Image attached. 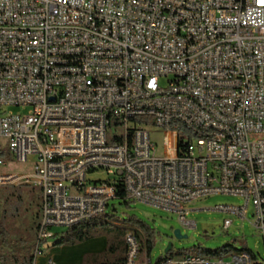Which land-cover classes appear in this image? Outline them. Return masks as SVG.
<instances>
[{
  "label": "built area",
  "instance_id": "obj_1",
  "mask_svg": "<svg viewBox=\"0 0 264 264\" xmlns=\"http://www.w3.org/2000/svg\"><path fill=\"white\" fill-rule=\"evenodd\" d=\"M19 105L30 113L5 110ZM53 113L85 114L88 126L46 123ZM176 113L193 128L177 125ZM205 123H222L223 132H205ZM151 129L162 133L161 156ZM100 139L110 147L98 148ZM1 145L32 170L0 173V185H30L39 196L25 264H56L44 252L53 228L103 214L118 188L189 228L192 200L239 196L242 205L213 210L243 220L251 205L264 242V0H0ZM98 169L110 177L87 179Z\"/></svg>",
  "mask_w": 264,
  "mask_h": 264
},
{
  "label": "rangeland",
  "instance_id": "obj_2",
  "mask_svg": "<svg viewBox=\"0 0 264 264\" xmlns=\"http://www.w3.org/2000/svg\"><path fill=\"white\" fill-rule=\"evenodd\" d=\"M159 83L164 86L167 84L165 78H162ZM5 110L9 114L27 115L30 113V107L21 105L8 106ZM150 137L155 144L153 155L161 156L162 133L157 129H151ZM0 151L3 153L1 159L5 162V165L0 168L1 174L20 175L31 172L32 167L30 164L17 161L10 154L7 146L1 145ZM243 203V198L225 194H215L206 199L203 198L191 202L188 205L189 211L186 219L194 222V227L192 228L184 226L175 213L139 201H131L129 206H127L118 199H112L106 212H110L112 210L111 206H113L115 217L122 226L134 228L137 226L136 222L141 221L154 229L155 245L150 253V264H154L159 257L165 255L164 249L169 241H172L174 251L182 249L186 251L193 246L215 249L228 244L238 250L243 248L249 250L258 257V262L264 264V242L250 222L252 219V206L249 205L246 218L243 220L236 215L213 210V207L218 204L237 206ZM38 205V192L33 186L0 185V226L3 225L7 229L11 240L14 241L20 238L25 240L23 248L9 245L4 248L5 251L16 248L15 252H13L14 254L27 257L33 254V247L30 249L29 244H32L34 240V227L38 221L39 213ZM224 219L232 220V224L227 229L222 227ZM68 229L66 227L53 228V232L57 233V235L60 233L66 234ZM174 229H179L182 235H186V238L175 239L172 236ZM54 240L55 237L48 240L50 245L45 248L44 252H48L56 264H93L92 254H98V252L103 250L83 253L82 258L86 257L85 261L78 259V257L63 259L56 254L57 248L61 246H57L55 249V245H52ZM93 247L94 244L92 243L85 246L87 249ZM184 253L181 255L174 254L173 258L180 260L186 256ZM191 255L195 256L196 253L192 251ZM230 257L228 255L224 259L229 260ZM41 261L42 259L40 258L39 262Z\"/></svg>",
  "mask_w": 264,
  "mask_h": 264
},
{
  "label": "trees",
  "instance_id": "obj_3",
  "mask_svg": "<svg viewBox=\"0 0 264 264\" xmlns=\"http://www.w3.org/2000/svg\"><path fill=\"white\" fill-rule=\"evenodd\" d=\"M2 154L3 153H1L0 151V156ZM116 194V199L124 202L125 205L129 206L131 201L125 198L124 192L121 188L117 189ZM111 209L112 210L110 212L105 211L103 214L93 219L86 220L75 226H72L68 229L66 234H56L54 236L55 240L52 245H55V247L75 246L94 238L105 237L106 245L102 252H98V254H92L93 264H150V253L155 245L154 229L142 223L141 221H137V226L134 228L122 226L119 220L115 217L114 207L111 206ZM36 227L37 223L34 227L35 234ZM129 236L133 238L137 250L136 259L133 263L129 262L130 244L127 240ZM24 242L25 240L21 238L14 241L11 240L10 234L7 229H5L3 225L0 226V263L25 264L31 261L32 255L27 257L13 253L15 252V249L18 248V246H20V248H23L25 244ZM33 243L29 244L30 249L33 247ZM9 245L16 246V248L5 251L4 248L8 247ZM192 251L196 253L195 256L209 258H224L228 255L232 256L236 253L244 252L243 254L249 255L250 264H262L258 262V257L249 250L244 248L238 250L228 244L215 249L193 246L191 249H188L186 251L184 249L174 251L172 246V248L168 252H166L165 255L159 257L154 264L165 263L168 259L178 260L173 258L174 254L181 255L185 252L184 254L186 256H189L191 255ZM185 257L180 259V261H183ZM82 259L83 261H85L86 257Z\"/></svg>",
  "mask_w": 264,
  "mask_h": 264
},
{
  "label": "bare ground",
  "instance_id": "obj_4",
  "mask_svg": "<svg viewBox=\"0 0 264 264\" xmlns=\"http://www.w3.org/2000/svg\"><path fill=\"white\" fill-rule=\"evenodd\" d=\"M177 125L184 129H192L193 121H190L183 116V113H176ZM46 123L49 124H60L61 126L68 127H86L88 126V118H86L85 114L81 113H53L46 115ZM31 130H39V123H31ZM205 132H223V124L222 123H205ZM110 147V139H100L98 141V148H106ZM106 161H115L114 153H106ZM104 177H110V170L108 169H98L97 171H89L87 172V179H99ZM212 196L211 193H203V197H199V199L207 198ZM194 199L192 202L199 200ZM97 216H91V218H83L76 222L67 223V228L75 226L83 221L93 219ZM136 250V246H135ZM238 254V253H236ZM194 258H203L200 256L189 255L186 256L183 261H180V264H193ZM170 262L168 259L165 263Z\"/></svg>",
  "mask_w": 264,
  "mask_h": 264
},
{
  "label": "crops",
  "instance_id": "obj_5",
  "mask_svg": "<svg viewBox=\"0 0 264 264\" xmlns=\"http://www.w3.org/2000/svg\"><path fill=\"white\" fill-rule=\"evenodd\" d=\"M94 244L93 248L87 249L85 246L89 244ZM106 245L105 237H98L91 239L89 241L83 242L81 244L75 245V246H61L57 248V255L60 258H71V257H78V259H82L83 253L86 252H98L104 249ZM56 249V247H55Z\"/></svg>",
  "mask_w": 264,
  "mask_h": 264
},
{
  "label": "water",
  "instance_id": "obj_6",
  "mask_svg": "<svg viewBox=\"0 0 264 264\" xmlns=\"http://www.w3.org/2000/svg\"><path fill=\"white\" fill-rule=\"evenodd\" d=\"M172 236L175 239H183L186 238V235H182L179 229H174L172 231ZM173 244L172 241H169L166 245V248L164 249V253L168 252L172 248Z\"/></svg>",
  "mask_w": 264,
  "mask_h": 264
}]
</instances>
